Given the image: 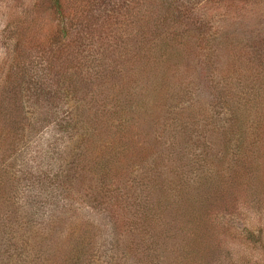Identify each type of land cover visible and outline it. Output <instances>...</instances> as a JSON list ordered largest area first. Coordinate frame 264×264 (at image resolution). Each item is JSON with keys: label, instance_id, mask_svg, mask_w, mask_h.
<instances>
[{"label": "rangeland", "instance_id": "1", "mask_svg": "<svg viewBox=\"0 0 264 264\" xmlns=\"http://www.w3.org/2000/svg\"><path fill=\"white\" fill-rule=\"evenodd\" d=\"M155 2L166 6L169 2L172 6L162 10V16L166 23L172 22L167 31L173 34L194 28L198 22L200 34L209 40L220 32H228L234 40L243 38V42L252 46L264 40V0L204 1L187 16L180 31L173 30L178 20L173 7L183 12L182 6H188L190 0H58L57 3L0 0V264H32L36 246L40 244L44 248L53 235L61 237L65 249H71L75 237L84 233L92 243V264H142L136 257L138 254L126 248L130 236L124 229L119 230L120 222L110 211L115 207L93 205L86 196L101 185L95 172L78 190L71 191L65 189L60 174L65 176V170L74 166L78 154L86 153L83 148H92L87 149L94 162L90 172L96 170L95 165H103L104 156L108 160L111 151L116 150L115 142L109 140L108 147L104 144L105 149L84 147L78 123L75 118L68 120L75 102L78 104L76 97L80 96L68 89L69 77L72 75L77 80L81 75L88 76V70L91 73L98 70L101 64L125 62L127 49H134L131 38L140 33L146 18L158 11ZM235 16L236 23H232ZM206 44L203 47L200 43L204 53L212 45L211 41ZM258 47L255 52L264 54V44ZM94 51L110 58L106 60L103 56V60L102 55H96L100 59L93 61L90 55ZM201 59L193 62L196 68L184 83H192L188 88L189 100L200 99L201 103L210 105L208 85L201 91L195 87L201 71H205L197 67ZM243 65L244 62L239 63V72ZM234 69L237 71L238 67L231 71ZM144 74L137 71L129 74L130 78H118L113 94L119 96L121 89L129 85L146 94L150 83ZM171 82L176 84L172 92L176 94L182 87L181 79L161 84ZM61 115L65 119L56 122ZM215 123L221 125L222 117ZM124 142L130 145L128 141L121 142L119 163L111 167L112 180H109L121 188L128 182L131 185L135 176L143 175L138 168L141 165L146 171L145 163L139 162L147 160L140 154L143 146L139 142L134 141L130 150L124 148ZM215 164L206 163L205 170L193 172L192 178L196 179L205 175L203 171L208 173L206 196H210L216 184H222L215 174ZM117 167L121 169L117 171ZM169 182L174 184L172 179ZM228 194L224 190L223 196ZM260 196L257 201L242 200L239 206L226 198L227 201L214 204L206 198L203 211L208 214L209 222L191 236L189 248L195 251H190L188 263L264 264L263 190ZM115 199L117 195L112 201ZM209 202L211 205L207 207L205 204Z\"/></svg>", "mask_w": 264, "mask_h": 264}, {"label": "trees", "instance_id": "2", "mask_svg": "<svg viewBox=\"0 0 264 264\" xmlns=\"http://www.w3.org/2000/svg\"><path fill=\"white\" fill-rule=\"evenodd\" d=\"M204 1L208 0H190L188 6H182L183 12L173 7L178 13L173 30L180 31L187 16ZM155 3L158 11L146 18L140 33L130 40L134 49H127L126 63L106 62L92 73L88 70V76L81 75L77 80L72 75L69 77L71 85L68 89L80 96L76 97L78 104L75 102L76 107L68 120L75 118L78 123L84 147H104V144L108 147L109 140L115 142L116 150L111 151L108 160L104 156L103 165H95L96 170L90 172L94 162L87 149L92 148H83L86 153L78 154L74 166L67 168L65 176L61 173L60 177L65 189L71 191L73 188L78 190L95 172L101 185L86 196L93 205L115 207L110 210L111 214L119 220V230L123 232L124 229L130 236L126 248L138 254L139 263L189 264L190 251H195L189 248L191 236L209 222L208 214L203 211L206 198L213 204L230 200L239 206L242 200L261 199L260 194L264 191V54L255 52L264 40L252 46L243 42V38L231 39L228 32H220L218 37L209 40L200 34L202 29H198V22L194 28L185 26L182 32L173 34L167 31L172 22L166 23L162 16V10L172 6L169 2L167 6ZM236 19L235 16L232 23H236ZM67 36L69 38V34ZM210 41L212 45L204 53L203 47ZM96 55L99 54L95 51L90 55L93 61L100 59ZM103 56L106 60L110 58L102 55L103 60ZM199 59L197 67L205 71H201L195 87L201 91L208 85L210 105L201 103L200 99L189 100L188 88L192 83H184L196 68L193 62ZM243 62L244 73L239 72L238 66ZM235 66L238 70L231 71ZM137 71L148 76L150 85L146 94L134 90L131 85L124 86L119 96L113 94L118 78H130ZM174 78L181 79L182 85L176 94H172L174 82L161 84ZM64 117L56 118V122ZM220 117L221 125L215 123ZM123 141L130 145L139 142L143 146L140 154L147 160L139 162L145 163L146 171L140 168L141 165L138 168L143 175L135 176L131 185L127 181L121 188L109 180H112L111 167L119 163ZM124 144V148L131 149L130 145ZM214 162L215 174L226 187L216 184L210 196H206L208 173L203 171L205 175L199 179L192 176L194 171L205 170L206 163ZM220 164L228 166L222 168L218 166ZM120 169L117 167V171ZM170 179L174 184L169 185ZM224 179L227 182L223 183ZM224 190L229 193L228 197L223 196ZM116 195L117 200L113 202ZM211 202L205 205L210 207ZM48 243L44 248L40 244L34 245L32 264L93 262V247L86 233L75 237L71 249H65L57 234ZM176 253L182 254L181 257Z\"/></svg>", "mask_w": 264, "mask_h": 264}]
</instances>
